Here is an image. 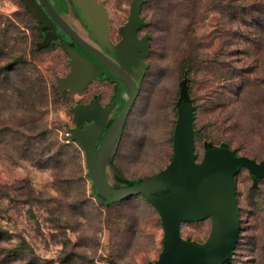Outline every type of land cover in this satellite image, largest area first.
Instances as JSON below:
<instances>
[{
    "label": "rangeland",
    "instance_id": "obj_1",
    "mask_svg": "<svg viewBox=\"0 0 264 264\" xmlns=\"http://www.w3.org/2000/svg\"><path fill=\"white\" fill-rule=\"evenodd\" d=\"M102 1L110 39L118 40L130 0ZM140 14L147 24L139 35L149 34L150 53L135 73L140 91L112 165L127 181L167 166L182 79L195 106L197 160L206 144L223 143L262 160L264 0H144ZM35 25L20 0H0V68L26 59L38 83L29 95L24 75L12 74L0 94V264H151L164 237L159 214L141 194L105 205L91 193L84 153L73 143L76 156L66 135L74 126L69 108L91 86L59 94L57 79L69 72V56L58 43L37 47ZM24 127L23 152L16 131ZM106 176L112 185V172ZM259 180L253 183L244 167L235 175L241 229L226 264H264V178ZM210 228V218L186 221L180 235L201 244Z\"/></svg>",
    "mask_w": 264,
    "mask_h": 264
},
{
    "label": "water",
    "instance_id": "obj_2",
    "mask_svg": "<svg viewBox=\"0 0 264 264\" xmlns=\"http://www.w3.org/2000/svg\"><path fill=\"white\" fill-rule=\"evenodd\" d=\"M20 1L37 21L45 22L46 16L33 0ZM70 1L102 51L76 33L49 0H38L50 20L121 79L129 92L127 100L106 129L112 105L102 106L98 97L87 104L77 103L69 108L74 126L66 130L69 139L76 142L84 153L91 193L100 202L102 199L116 202L141 194L153 205L159 214L164 237L161 252L151 264H224L233 256L241 229L234 177L238 169L244 167L252 178H264V158L255 161L228 147L207 145L198 161L194 141L197 131L193 125L195 106L187 87L182 86L176 103L172 155L167 166L153 176L117 187L111 185L106 176L111 173L109 158L138 93L136 83L126 70L130 67L144 69V59L150 53L149 34L138 36V31L147 24L140 14L144 0H130L126 21L118 27L120 40L117 42L110 39L109 17L102 2ZM55 38L56 33L52 29L45 33L37 47H46ZM62 46L69 56L70 70L66 76L57 79V90L59 94L65 89L79 91L97 72L78 50L64 43ZM161 190L167 191L155 194ZM204 218L211 220L206 240L201 244L185 241L180 235L181 223Z\"/></svg>",
    "mask_w": 264,
    "mask_h": 264
},
{
    "label": "flooded vegetation",
    "instance_id": "obj_3",
    "mask_svg": "<svg viewBox=\"0 0 264 264\" xmlns=\"http://www.w3.org/2000/svg\"><path fill=\"white\" fill-rule=\"evenodd\" d=\"M33 3L39 9H41L43 11L44 15L47 18L45 20V22H39L35 18V20H36L35 26H36V28H37L38 32L40 33V36H41L40 41L43 40L45 33L49 32L53 29L56 33V38L53 39L48 45L53 44V43H58L60 45H62V43H64L66 45H69V46L73 47L74 49L78 50L82 56L87 58L92 63V65H93V67L97 73L86 84V86L83 89L79 90V91H84V90L88 89V86H91L88 91H84V93L82 94V98L77 103L87 104V103L91 102L95 97H98V100L102 106L112 105L111 109L108 111V119H107V124L105 127V128H107L108 125H110V123L114 120L115 116L117 115L116 111H118L122 107V105L126 101V98H128L129 92H128V88H127L126 84L121 79H119L116 75H114L110 70H108L103 64L98 62L92 55H90L83 48H81L76 42H74L71 38H69L59 27H57L50 20L48 15L45 13V11L43 10V8L40 5V3L38 2V0H33ZM60 15L68 23V25L72 29H74V31L76 33H78L84 40H86L92 46L101 50V48L98 46L96 40L94 38H92V36L87 32L86 26L77 18V16H75L73 14V12H68L67 14H63L60 12ZM140 30L138 31V36L141 37L142 35H139ZM117 32H118V28H117ZM118 40H120L119 32H118ZM118 40H115V41L112 40V42H117ZM111 59H113V58H111ZM138 69L139 68H135V67H130L128 70L125 69L137 85V89H138L137 96H138L139 91H140V85L135 79V73ZM65 90H67V89H65ZM77 103H75V104H77ZM114 113H115V115H112ZM88 122H90V121H88Z\"/></svg>",
    "mask_w": 264,
    "mask_h": 264
},
{
    "label": "trees",
    "instance_id": "obj_4",
    "mask_svg": "<svg viewBox=\"0 0 264 264\" xmlns=\"http://www.w3.org/2000/svg\"><path fill=\"white\" fill-rule=\"evenodd\" d=\"M25 7V6H24ZM26 8V7H25ZM27 9V8H26ZM27 11L32 15V13L27 9ZM141 12V11H140ZM33 16V15H32ZM34 17V16H33ZM35 19V18H34ZM36 46H37V44H36ZM28 66H30V64H28L27 63V61H26V59H23V60H19V61H16L14 64H12V65H8V66H6V67H1L0 68V94L2 95L6 90L8 91V89H9V87L11 86V84L9 83V81H10V79L12 78V74L13 75H19L20 74V72L24 75L23 76V82L21 83V84H23L25 87H26V89H27V92H28V94L29 95H31L32 94V90L33 89H36V85L38 84L37 83V81H35L34 82V80L32 79V76H34V70H32V69H30V68H28ZM35 69V68H34ZM28 73L29 74V76L28 75H26L25 73ZM34 77H36V76H34ZM185 81L182 79L180 82H179V86H180V89H182V86H183V84H185L184 83ZM186 87H187V90H188V94H189V96H190V92H189V86L188 85H185ZM29 91H31V94L29 93ZM181 93V92H180ZM36 94V93H35ZM190 99H191V97H190ZM191 101H192V99H191ZM127 119V118H126ZM126 121V120H125ZM124 124H125V122H124ZM124 124H123V126H124ZM109 126V125H108ZM123 126H122V128H123ZM27 130H28V128H25L24 127V130H22V129H19V128H17V131H16V135H17V141L20 143V150L21 151H25V149H24V147L25 146H27L28 144L26 143V142H23L24 141V134H27ZM26 131V132H25ZM2 132V129H0V133ZM121 132H122V129L120 130V133H119V135H118V138H117V140H116V143L118 142V139H119V136H120V134H121ZM38 134H40V135H44V134H46V129H39V132H38ZM0 135H5V133L4 132H2ZM196 135L197 134H195V136H194V141L196 142ZM57 144H58V142H56ZM77 144L76 142H74V141H72L71 140V144ZM49 144L51 145L52 144V142H49ZM73 144V149H72V152L76 155V156H79L80 155V152H79V150H78V147H76L75 145ZM78 145V144H77ZM116 145V144H115ZM207 145H212V144H206L205 146H207ZM204 146V147H205ZM221 147H227V144H225V143H223V144H221L220 145ZM115 147V146H114ZM61 150H62V146H60V145H58V152L60 153L61 152ZM232 151H234L235 153H237L236 152V150L235 149H231ZM111 156V155H110ZM109 166H110V170H111V172H112V176H113V179H114V183L112 184L114 187H117V186H120V185H122V184H126V183H130V182H133V181H127L125 178H123V176L121 175V173H119V171L112 165V159L111 158H109ZM241 168H239L238 169V171L240 170ZM251 179H252V182L253 183H258L260 180H258V179H254V178H252L251 177ZM234 180H235V177H234ZM136 195H140V194H136ZM133 196H135V195H133ZM236 196H237V193H236ZM130 197H132V196H130ZM130 197H128V198H125V199H123V200H121V201H124V200H127V199H129ZM103 200V202H104V204L105 205H108V204H111V203H116V202H120V201H116V202H106V201H104V199H102ZM238 206H239V204H238ZM239 211H240V206H239ZM236 249V248H235ZM234 254H235V250H234V253H233V256H234ZM233 256H232V258L230 259V260H228L227 262H225L224 264H226V263H229L232 259H233ZM128 264H133V263H128Z\"/></svg>",
    "mask_w": 264,
    "mask_h": 264
},
{
    "label": "crops",
    "instance_id": "obj_5",
    "mask_svg": "<svg viewBox=\"0 0 264 264\" xmlns=\"http://www.w3.org/2000/svg\"><path fill=\"white\" fill-rule=\"evenodd\" d=\"M50 3L52 4V6L54 7V9L57 11V13L60 15V12L63 14H67L68 12H73V14L75 16H77V18L81 21L80 16L78 14V12L76 11V9L74 8L73 4L71 3L70 0H59L57 3L54 2L53 0H49ZM98 2H102L104 4L105 7V3L102 0H96ZM71 6V7H70ZM57 8V9H56ZM105 11H106V7H105ZM107 12V11H106ZM108 14V13H107ZM61 16V15H60ZM62 17V16H61ZM109 17V16H108ZM63 19V17H62ZM64 20V19H63ZM65 21V20H64ZM66 22V21H65ZM67 23V22H66ZM83 23V22H82ZM68 24V23H67ZM84 24V23H83ZM85 25V24H84ZM74 30V29H73ZM106 127V126H105ZM106 129V128H105ZM104 129V130H105Z\"/></svg>",
    "mask_w": 264,
    "mask_h": 264
},
{
    "label": "built area",
    "instance_id": "obj_6",
    "mask_svg": "<svg viewBox=\"0 0 264 264\" xmlns=\"http://www.w3.org/2000/svg\"><path fill=\"white\" fill-rule=\"evenodd\" d=\"M66 135L68 136V138H69V132L66 130Z\"/></svg>",
    "mask_w": 264,
    "mask_h": 264
}]
</instances>
